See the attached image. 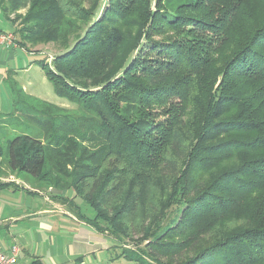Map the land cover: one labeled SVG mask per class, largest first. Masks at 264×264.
I'll return each instance as SVG.
<instances>
[{
  "label": "trees",
  "instance_id": "trees-1",
  "mask_svg": "<svg viewBox=\"0 0 264 264\" xmlns=\"http://www.w3.org/2000/svg\"><path fill=\"white\" fill-rule=\"evenodd\" d=\"M7 1L17 9L19 0ZM100 1L29 0L22 47L65 45L75 20L86 25L39 60L55 92L86 115L49 107L27 115L42 139L10 138L9 166L35 178L52 170L74 177V195L95 212L80 216L115 239L113 259L264 264V13L246 11L243 0ZM6 8L0 0L7 16ZM222 45L229 56L217 69ZM173 204L175 217L151 230ZM138 210L146 249H125Z\"/></svg>",
  "mask_w": 264,
  "mask_h": 264
},
{
  "label": "crops",
  "instance_id": "crops-1",
  "mask_svg": "<svg viewBox=\"0 0 264 264\" xmlns=\"http://www.w3.org/2000/svg\"><path fill=\"white\" fill-rule=\"evenodd\" d=\"M0 30L15 32L13 22L1 9ZM26 48L19 44L17 38L13 45H0V127L6 130L0 139V249L10 252L11 247L17 245L20 248L18 264H97L94 259L99 256L106 260H101V264L121 261L123 257L113 259L118 252L114 251L112 237L106 238L96 232L81 218L80 214L90 215L82 212L79 204L73 208L66 206L65 203H75V199H71L74 196L72 188L51 185L47 178H35L12 169L8 164L7 144L10 138L26 134L22 131L32 126L36 130L32 135L42 139L27 115H37L38 110L48 107L57 113L58 107H51L50 103L28 93L26 85L19 80L20 69L26 64V68L31 64L42 68L39 64L41 58L27 60L31 54L42 53ZM46 57L44 55L43 59L48 62ZM13 119L25 124L24 127L12 126ZM95 235L99 237L95 238ZM110 248L112 252L108 251Z\"/></svg>",
  "mask_w": 264,
  "mask_h": 264
},
{
  "label": "rangeland",
  "instance_id": "rangeland-1",
  "mask_svg": "<svg viewBox=\"0 0 264 264\" xmlns=\"http://www.w3.org/2000/svg\"><path fill=\"white\" fill-rule=\"evenodd\" d=\"M101 6L99 8H102L105 4V0H101L100 1ZM243 4H244V8L246 11H252V13L254 15H259L261 13H264V0H243ZM4 6L7 7L6 8V13L7 17L13 22L14 28H15V32L13 31H8V33H11V36H13L12 39V45L15 44V38H17L19 40V36L17 31L21 28L22 26V19L24 18L26 11L28 9L29 6V0H19V4L17 9H14L12 11H10V6L7 0H4ZM244 10V12H245ZM99 12L97 13L99 15ZM242 18V17H241ZM75 20V19H74ZM249 25H248V31L249 29H251L253 27V21L249 20ZM244 22H247L246 20ZM75 23H78V27H75V29L69 31L71 32L68 36V41L67 44H63L60 41H47V42H36V43H31L28 41L24 42L25 47H27L26 49L28 51H38L42 54H31L27 57V60H31L34 58H41V60L44 58V55L47 56L46 58L48 59V61H50L51 57L57 55L58 53L62 52L64 47L66 46H70L73 41H74V37L76 38V36H79L83 29H85V26L83 23L79 22L78 20H75ZM69 26L67 25V28ZM227 45H225L223 47V45L221 46L222 49H217L214 53H213V58L216 59L215 60V65L217 67V69L221 68L223 62L227 59V57L229 56V54L224 50L226 49ZM27 64L25 65V67H22L21 70V74H19V80L21 82H23L26 85L27 88V92L31 93L37 97H39V99L44 100L51 107L54 106H58L57 109L55 110V112L59 113V114H69L70 116H75V115H86L83 114L85 112H83L82 108H80V105H77V103L75 101H71L68 100L66 98H62L60 96H58L54 90V87L52 85V83L46 78L45 75V71L43 72V69L35 64H31L29 68H26ZM25 68V69H24ZM24 69V70H23ZM209 74H206L204 77H207ZM215 74H211L210 77H215ZM217 77H219L217 75ZM33 97V96H32ZM35 98V97H33ZM37 99V98H36ZM46 106H43L42 108H44ZM201 108L200 103L196 102V103H188L187 104V110L189 111V113L194 114L196 113L199 109ZM158 119V118H157ZM12 126H20V127H24L25 124H21V122L19 120L13 119L12 120ZM0 123H2V120L0 119ZM35 128V127H34ZM32 126L29 127H25V131L22 132H26V134L32 135L36 133V130L34 129ZM5 127L1 128L0 127V139L2 136V133L6 132V130H4ZM16 133V132H15ZM83 144H89V141H84ZM76 152H77V148H75ZM62 163V162H61ZM64 169L66 171H71V168L69 166H63ZM46 169H51L50 165L46 166ZM62 170V171H63ZM51 174V175H50ZM73 179H75L74 177H68L65 176L63 173L61 174H57L55 170L50 171L49 176L47 177L48 183H50L51 185H59V187H64V188H71V184L73 182ZM55 182V183H54ZM69 194H72V191H69ZM118 194L115 195H111L109 196V201L112 202L116 196ZM151 197L153 196V199L155 201L158 200L159 195L156 194V192L151 191ZM72 201L75 199V203L67 204V207H74L76 206V204L80 205V207L83 209L82 212L87 213L88 215H90V217L92 215L95 214V212L92 210V208H88L87 205H85L84 201L81 200V198L78 195H74L72 198ZM68 201V200H67ZM69 205V206H68ZM108 207V205H105V209L111 213L112 211ZM177 204H173L171 206H169L167 209H164V211L162 213H160V216H157V221L154 223V225L152 226L151 230H155L156 233H159L160 231H162L167 224L169 223L170 220H172V218L175 217L176 213H178V208ZM103 209V208H102ZM110 215V214H108ZM131 223H133L132 225L134 226V232H128L126 234H128V237L126 238V242L124 244L123 247H125V249H129V250H134V249H146L145 248V244L146 241L141 240L143 237V230H138L137 232H135V230L138 229V226H142V222H140L141 220V214L138 210L137 213H132L131 214ZM136 223H138L136 225ZM148 223V221H146L145 225ZM103 224V223H102ZM137 226V227H136ZM131 228V227H130ZM97 232V231H96ZM105 236H107L106 238H110L111 236H109V233L103 232L101 233ZM101 236V235H100ZM95 238L99 237V236H94ZM113 239V238H112ZM113 243H116L115 239L112 240ZM127 245V246H126ZM103 250V249H102ZM104 252H107V250H103ZM108 251L112 252L113 250L110 248ZM145 252V250H143ZM103 252V253H104ZM117 252H119V250H117ZM96 255H98L97 253H95ZM123 259V258H122ZM118 260L117 262L115 261L113 264H134L131 261H126L125 259H123V261ZM93 260V259H90ZM101 260H104L103 258L101 259V257H96L94 259V261L98 262L97 264H101ZM163 261H165L164 259H162ZM106 261V260H104ZM105 264H110V263H105Z\"/></svg>",
  "mask_w": 264,
  "mask_h": 264
},
{
  "label": "built area",
  "instance_id": "built-area-1",
  "mask_svg": "<svg viewBox=\"0 0 264 264\" xmlns=\"http://www.w3.org/2000/svg\"><path fill=\"white\" fill-rule=\"evenodd\" d=\"M13 36L11 33L0 30V45H12ZM20 248L17 245L11 247L10 252H5L0 249V264H18Z\"/></svg>",
  "mask_w": 264,
  "mask_h": 264
}]
</instances>
